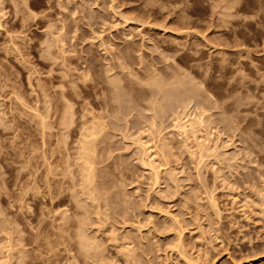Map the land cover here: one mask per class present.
Returning <instances> with one entry per match:
<instances>
[{
  "label": "rangeland",
  "instance_id": "374dc122",
  "mask_svg": "<svg viewBox=\"0 0 264 264\" xmlns=\"http://www.w3.org/2000/svg\"><path fill=\"white\" fill-rule=\"evenodd\" d=\"M0 264H264V0H0Z\"/></svg>",
  "mask_w": 264,
  "mask_h": 264
},
{
  "label": "bare ground",
  "instance_id": "6f19581e",
  "mask_svg": "<svg viewBox=\"0 0 264 264\" xmlns=\"http://www.w3.org/2000/svg\"><path fill=\"white\" fill-rule=\"evenodd\" d=\"M25 3H26V2H25ZM64 40H65V39H64ZM109 71H110V70H109ZM109 71H108V72H109ZM153 80H154V79H153ZM175 80H176V79H175ZM110 81H111V80H110ZM116 81H117V80H116ZM111 84H112V83H111ZM180 85H181V84H180ZM183 86H184V85H183ZM154 105H155V104H154ZM47 107H48V106H47ZM202 108H203V107H202ZM70 109H71V108H70ZM71 111H72V110H71ZM198 112H199V111H198ZM161 114H162V113H161ZM200 115H201V114H200ZM192 117H194V116H192ZM39 118H40V117H39ZM196 118H197V117H196ZM203 118H204V117H203ZM186 119H187V118H186ZM201 119H202V117H201ZM176 120H177V119H176ZM178 120H179V119H178ZM197 120H198V119H197ZM199 120H200V119H199ZM203 120H204V119H203ZM43 121H44V120H43ZM71 121H72V120H71ZM155 122H156V121H155ZM180 122H181V121H180ZM199 122H200V121H199ZM178 123H179V121H178ZM178 123H176V124H178ZM194 123H195V122H194ZM188 124H189V123H188ZM179 125H180V124H179ZM189 125H190V124H189ZM191 125H192V124H191ZM191 125H190V126H191ZM173 126H174V125H173ZM176 126H177V125H176ZM176 126H175V127H176ZM184 126H185V127H184ZM184 126L182 125V126H180V127H181V130H183V131L186 133V128H187V127H186V125H184ZM188 127H189V126H188ZM193 127H194V126H193ZM65 128H66V127H65ZM176 128H178L177 130H180L179 127H176ZM183 131H181V132H183ZM209 131H210V130H209ZM179 132H180V131H179ZM192 132H193V130H192ZM89 134H90V133H89ZM183 134H184V133H183ZM96 135H97V134H95V138H96ZM184 135H185V134H184ZM93 136H94V135H93ZM93 138H94V137H93ZM90 140L92 141V139H90ZM90 140H89V141H90ZM96 140H97V138H96ZM82 144H83V143H82ZM85 144H86V143H85ZM88 145H89V144H88ZM85 147H86V146H85ZM94 147H95V146H94ZM209 147H210V146H209ZM204 148H205V147H204ZM84 149H85V148H84ZM88 149L91 150L89 147H88ZM207 149H208V147H207ZM207 149H206V150H207ZM86 150H87V149H86ZM150 150H151V149H149V151H150ZM144 151H145V150H144ZM146 151H147V149H146ZM208 152H209V151H208ZM92 153H93V152H92ZM86 154H87V153H86ZM90 155H91V154H90ZM90 155H89V156H90ZM200 155H201V154H200ZM87 156H88V155H87ZM87 158H89V157H87ZM149 158H150V156H149ZM81 159H82V158H81ZM89 159H90V158H89ZM94 160H95V159H94ZM88 163H89V162H88ZM229 165H230V164H229ZM92 169H93V168H92ZM88 172H89V171H88ZM90 172H91V171H90ZM92 182H93V181H92ZM83 183H84V182H83ZM91 184H92V183H91ZM99 198H100V197H99ZM81 229H82V228H81ZM78 234H79V233H78ZM82 237H84V235H83ZM80 238H81V237H80ZM84 239H85V238H84ZM79 240H80V239H79ZM83 241H84V240H83ZM87 241H88V240H87ZM83 243H84V242H83ZM86 244H87V243H86ZM87 247H88V246L86 245V248H87ZM89 248H90V246H89ZM87 254H88V253H87Z\"/></svg>",
  "mask_w": 264,
  "mask_h": 264
}]
</instances>
